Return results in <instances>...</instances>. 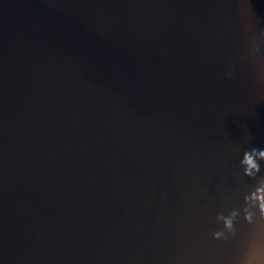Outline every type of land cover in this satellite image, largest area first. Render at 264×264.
I'll use <instances>...</instances> for the list:
<instances>
[{
    "label": "water",
    "instance_id": "95a60500",
    "mask_svg": "<svg viewBox=\"0 0 264 264\" xmlns=\"http://www.w3.org/2000/svg\"><path fill=\"white\" fill-rule=\"evenodd\" d=\"M249 147L264 0H0V264H237Z\"/></svg>",
    "mask_w": 264,
    "mask_h": 264
},
{
    "label": "clouds",
    "instance_id": "9594fccd",
    "mask_svg": "<svg viewBox=\"0 0 264 264\" xmlns=\"http://www.w3.org/2000/svg\"><path fill=\"white\" fill-rule=\"evenodd\" d=\"M253 51L257 54L262 52V46L255 43ZM249 144L250 140H249ZM264 149L249 147L243 150L242 158L239 160V169L243 177L253 181L246 184L242 192V205H236L216 215V224L222 225L218 230L212 232L216 241L225 244L236 240L240 235L237 225L241 218L251 226L246 245L241 249L237 264H264V240L260 244L255 241L256 234L264 231ZM255 160V164L252 161ZM225 198L232 200V192L229 190Z\"/></svg>",
    "mask_w": 264,
    "mask_h": 264
}]
</instances>
